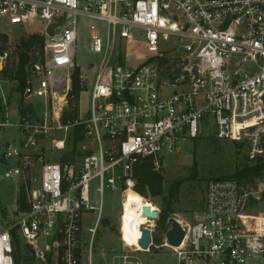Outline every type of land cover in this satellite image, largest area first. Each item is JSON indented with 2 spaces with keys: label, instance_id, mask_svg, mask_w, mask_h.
Wrapping results in <instances>:
<instances>
[{
  "label": "built area",
  "instance_id": "built-area-1",
  "mask_svg": "<svg viewBox=\"0 0 264 264\" xmlns=\"http://www.w3.org/2000/svg\"><path fill=\"white\" fill-rule=\"evenodd\" d=\"M79 17L90 26V52L102 54L84 112L78 99H66L78 67ZM2 21L41 24L33 33L43 36V55L25 66L22 90L41 103L28 101L30 111L17 113L20 135L2 153L3 176L31 187H25L28 209L0 229V264H14L15 226L32 248L33 264L37 258L81 264L82 222L92 214L89 262L105 216V188L133 190L136 163L148 157L158 169L208 125L217 138L240 144L247 164L264 165V0H0ZM12 54L9 47L0 52V99L6 73L18 63ZM69 113L74 119L64 121ZM6 117L0 127L8 125ZM77 127L71 161L62 163ZM48 148L63 151L59 161L50 160ZM179 223L184 236L178 246L163 233L150 248L168 249L176 264H264V167L249 181L209 178L203 208ZM120 258L127 264L128 254Z\"/></svg>",
  "mask_w": 264,
  "mask_h": 264
},
{
  "label": "rangeland",
  "instance_id": "rangeland-1",
  "mask_svg": "<svg viewBox=\"0 0 264 264\" xmlns=\"http://www.w3.org/2000/svg\"><path fill=\"white\" fill-rule=\"evenodd\" d=\"M7 23L10 22L2 21L0 23V31H2L0 34L7 36V44L3 45L4 48L9 47L12 50V57L14 58L18 56L20 50L18 46L20 39L27 38V35L35 31H40L41 24L23 23L22 26H19L18 24L8 25ZM87 25L88 21L83 17H79L75 64L78 66L80 83V92L76 102H78V108L81 112L88 110L90 83L102 59V54L92 53L89 50L90 26ZM136 48H138L137 44L133 46V50ZM28 55L29 60L33 57L37 61L43 55L42 47L40 48L38 45L32 46L28 51ZM138 60L135 56L130 57V61L133 64L137 63ZM15 69V65L11 66L5 75L7 82L1 84L3 97L0 99V106L6 101L7 94L9 96L7 97L8 105L6 104V108L4 106L0 108V122H4V113L6 112V121L8 123L5 127H0V229L4 224L14 221V213L20 211L17 202L19 190L25 193V202L28 206V196L25 187L26 184L28 189L31 187L29 181L25 184L24 180L14 181L3 176L5 163L2 153L6 142L16 139L20 135L15 123L18 121V114H26L30 111L27 102L41 103V100L35 97L24 98L22 91L15 88L8 90L10 86L15 85V82H12L15 80L13 77ZM85 83L87 86L83 89ZM66 99H74L71 90L66 95ZM34 109L41 111L42 107L38 109L35 107ZM22 110L26 112L22 113ZM68 149H72V145ZM245 152L241 147L240 151H237L235 142L225 138H217L214 128L208 125L204 127L202 134L198 138L182 143L176 152L165 156L162 165L158 169H155L150 161L152 170L163 176L165 188L171 182H176L178 185L177 198L172 204L174 211L169 214L168 219L173 217L178 222H185L194 211L203 208L207 180L233 172L237 164L245 160ZM62 153L63 151L50 150L48 148V155L52 161H59ZM80 158L81 154L77 153L76 160L78 161ZM92 184L91 186H93ZM131 197L144 198L154 210H157L158 213L160 212V196L148 195V197H143L134 190L123 193L122 189L121 191H114L110 188H105L103 194L104 215L108 216L110 223L106 228L103 226L98 228L97 233H100V236L96 235L95 246L93 243L92 264H119L121 263L120 256L125 253L128 254V264H176L170 251L164 247H152L149 251H133V246H123L124 244L120 239L123 226V203ZM97 199L98 196L95 195L93 200ZM93 222L94 216H91L86 219L84 224L92 226ZM154 229L155 222L151 227L152 232ZM160 235L163 237V233ZM86 236L88 238V235ZM20 264H23L21 260ZM83 264H87L86 256L83 258Z\"/></svg>",
  "mask_w": 264,
  "mask_h": 264
},
{
  "label": "trees",
  "instance_id": "trees-1",
  "mask_svg": "<svg viewBox=\"0 0 264 264\" xmlns=\"http://www.w3.org/2000/svg\"><path fill=\"white\" fill-rule=\"evenodd\" d=\"M7 36L4 34H0V52L4 49V45H6ZM43 36L38 33H31L27 35V38L20 39L19 42V53H18V63L16 65V69L13 71V77L16 79V90L22 91L25 86V65L29 60L28 51L32 48V46L38 45L40 48L42 47ZM4 44V45H3ZM78 70L75 68L74 73L72 75V83H71V94L73 98L76 100L78 98V94L80 92V83L78 78ZM25 113V110L21 111ZM74 114L69 113L66 118H63L64 121L69 119L72 121L74 119ZM79 127L74 129V141L72 144V151L75 150L76 140L79 138L78 136ZM235 147L237 151H240L241 145L235 143ZM242 148V147H241ZM246 158V157H245ZM263 166L256 165L252 166L247 164L246 159L242 162L238 163L235 170L231 173H227L221 175L219 177H235L238 180H252V177L256 174H260ZM133 175L135 178V183L133 186V190L140 194L143 197L151 196H160L161 205L160 212L158 213V218L155 220V229L152 232L153 242L158 245L162 242L163 237L160 235L165 233L167 230L169 223L167 221L169 214H171L174 209L172 207L173 202L177 198L178 193V185L176 182H171L164 187V178L159 173L152 170V166L150 163V159L148 157L143 158L140 162L136 163L133 167ZM124 187V185H122ZM142 197H131L129 199H137ZM144 199V198H143ZM17 202L19 204L20 211H25L28 209V206L25 202V193L22 190L18 192ZM108 217V216H107ZM11 242H12V256L14 259V264H20V260L23 264H33L34 255L32 248L22 244L19 234L18 228L12 227L10 229Z\"/></svg>",
  "mask_w": 264,
  "mask_h": 264
},
{
  "label": "water",
  "instance_id": "water-1",
  "mask_svg": "<svg viewBox=\"0 0 264 264\" xmlns=\"http://www.w3.org/2000/svg\"><path fill=\"white\" fill-rule=\"evenodd\" d=\"M53 27H54L53 24L48 26L47 33L49 35L52 34ZM72 155H73V151H66L64 155L61 157L60 161L62 163L70 162ZM142 214L147 219H156L158 216V211L151 209V207L148 205H145L142 208ZM109 223L110 220L108 217L104 216L101 219V225L103 227H108ZM168 223H169V228L165 231L164 237L170 246H178L183 239L184 231L177 219L170 217L168 219ZM139 229L141 233L138 240V245L142 251H147L150 249L151 246L150 243L153 242L152 230L149 227H147V225H141ZM37 264H43V261L37 258Z\"/></svg>",
  "mask_w": 264,
  "mask_h": 264
},
{
  "label": "bare ground",
  "instance_id": "bare-ground-1",
  "mask_svg": "<svg viewBox=\"0 0 264 264\" xmlns=\"http://www.w3.org/2000/svg\"><path fill=\"white\" fill-rule=\"evenodd\" d=\"M128 191L133 190L128 189L126 192ZM145 205L151 207V205H149L143 198L129 199L123 203V226L120 239L125 246H133L137 249H141L138 245L141 233L139 228L141 225L150 224L151 222V220L147 219L142 214V208ZM151 209L153 208L151 207Z\"/></svg>",
  "mask_w": 264,
  "mask_h": 264
},
{
  "label": "crops",
  "instance_id": "crops-1",
  "mask_svg": "<svg viewBox=\"0 0 264 264\" xmlns=\"http://www.w3.org/2000/svg\"><path fill=\"white\" fill-rule=\"evenodd\" d=\"M91 216H93L92 214H86L85 216H84V220H83V222H82V228H83V231H82V238H83V248H84V251H83V254H82V257H81V264H83V258L86 256V252H85V249H86V245H87V240H88V238H87V228L89 227V226H86V224H84V222L86 221V219L87 218H89V217H91ZM106 228V227H105ZM98 232V231H97ZM97 235L98 236H100V233L98 234L97 233ZM97 238H95V240H96ZM95 240H94V246H95ZM124 247H125V245H123ZM128 247V246H127ZM94 247L92 246V249H93ZM93 253V250L91 251V254ZM118 257V256H117ZM86 258H87V256H86ZM118 259H119V257H118ZM87 264H92V256L90 255V257H89V262H88V258H87ZM128 264V263H127Z\"/></svg>",
  "mask_w": 264,
  "mask_h": 264
}]
</instances>
